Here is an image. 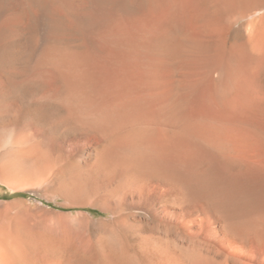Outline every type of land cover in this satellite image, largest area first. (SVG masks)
Here are the masks:
<instances>
[{
  "label": "bare ground",
  "instance_id": "bare-ground-1",
  "mask_svg": "<svg viewBox=\"0 0 264 264\" xmlns=\"http://www.w3.org/2000/svg\"><path fill=\"white\" fill-rule=\"evenodd\" d=\"M12 112L0 149L89 212L0 264H264V0H0Z\"/></svg>",
  "mask_w": 264,
  "mask_h": 264
},
{
  "label": "rangeland",
  "instance_id": "rangeland-1",
  "mask_svg": "<svg viewBox=\"0 0 264 264\" xmlns=\"http://www.w3.org/2000/svg\"><path fill=\"white\" fill-rule=\"evenodd\" d=\"M25 98L29 99L28 96ZM21 99H12L13 108L16 104H28V99ZM25 111L31 114V109L27 108L20 119L26 117ZM5 114L0 115V129L6 126L5 122L8 124L14 119L13 112L8 116ZM13 158L0 149V243L14 244L22 251L35 249L38 252L52 245V248L69 247L73 239L83 233V219L89 212L88 207L78 205V196L60 188L59 175L50 167H32L30 164L28 169V164L17 166L16 158ZM92 209L94 217L109 215L97 207Z\"/></svg>",
  "mask_w": 264,
  "mask_h": 264
}]
</instances>
